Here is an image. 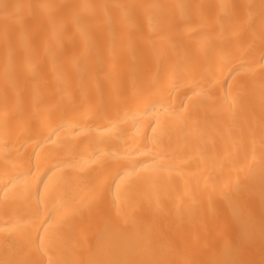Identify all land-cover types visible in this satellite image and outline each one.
Instances as JSON below:
<instances>
[{
    "label": "bare ground",
    "instance_id": "1",
    "mask_svg": "<svg viewBox=\"0 0 264 264\" xmlns=\"http://www.w3.org/2000/svg\"><path fill=\"white\" fill-rule=\"evenodd\" d=\"M0 264H264V0H0Z\"/></svg>",
    "mask_w": 264,
    "mask_h": 264
}]
</instances>
